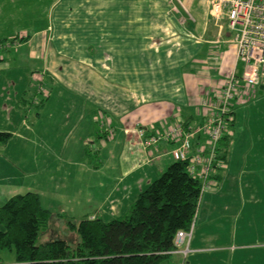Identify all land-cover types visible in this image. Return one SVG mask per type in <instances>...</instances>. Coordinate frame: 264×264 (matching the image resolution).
I'll use <instances>...</instances> for the list:
<instances>
[{
	"label": "crops",
	"instance_id": "crops-1",
	"mask_svg": "<svg viewBox=\"0 0 264 264\" xmlns=\"http://www.w3.org/2000/svg\"><path fill=\"white\" fill-rule=\"evenodd\" d=\"M182 1L188 10L193 6V0ZM201 6L202 24L195 19L194 24L182 26L178 17L170 14L169 2L168 8L158 15L152 0H0V67L6 63L8 51V61L13 59L18 64L12 74L0 70V113L10 120L15 110V131L1 127L0 132L21 142L19 155L26 149L40 148L42 161L55 164L62 161L66 149L77 154L79 143H101L100 170L110 174L105 179L110 187L89 219L115 220L174 162L170 155L174 145L159 143L157 148L144 150L137 131L150 137L175 124L200 125L209 113L201 105L203 99L213 97L234 68L230 45L233 35L226 19H212L207 0ZM24 16L26 23L14 27ZM160 16L163 18L158 20ZM152 32L158 33L159 38L152 41ZM159 33L165 37L160 38ZM6 46L9 48H3ZM31 61H41L47 70V94L40 108L35 107L32 74H22V64ZM238 72L239 75L241 67ZM263 91L264 85H259L253 94L263 95ZM70 94L79 100L70 98ZM52 98L62 102V110L71 111L69 117L73 119L64 116L60 123L56 120L53 124H59L54 126L56 131H61V127L67 130L57 151L55 139L47 138L45 142V125L40 121ZM250 106L245 103L239 107ZM33 108L36 111L32 115ZM236 108L226 168L196 211L187 256L193 264L198 255L218 250L215 244L219 233L210 230L216 222L214 205L226 189L228 173L232 171L231 147H240L244 138L238 137L233 144ZM52 115L49 110L48 117ZM247 137V145L241 148L253 150V141L259 138ZM43 143L49 151H45ZM8 147L9 144L0 149ZM257 152H264V146ZM114 157L115 167L107 168ZM226 202L225 198L222 204Z\"/></svg>",
	"mask_w": 264,
	"mask_h": 264
},
{
	"label": "rangeland",
	"instance_id": "rangeland-1",
	"mask_svg": "<svg viewBox=\"0 0 264 264\" xmlns=\"http://www.w3.org/2000/svg\"><path fill=\"white\" fill-rule=\"evenodd\" d=\"M157 1L160 4V1ZM202 1L204 0H193V6L188 10L194 19H198L197 24H202L204 17ZM161 3L163 4V0ZM164 9H166V1H164V6L161 5L158 9V15H162ZM162 18L163 16H160L158 20ZM20 20L14 23V27H22L27 21V16ZM172 22L174 21L172 20ZM9 24L11 25V23ZM20 31L22 32V30ZM161 36L165 37L160 34V38ZM158 38V33H151L152 41ZM8 46L10 47V45ZM8 46L3 48L8 49ZM9 54V51L5 53L7 61L0 67V70H4L3 74H12L15 72V65L18 66L13 59L8 61ZM2 55L3 53H1ZM22 65V74H32L33 90L37 91L39 88L47 94L44 84L47 70L44 63L31 61ZM240 67L241 65L236 69L237 73H239ZM42 77L43 81H41ZM66 93L69 92L66 91ZM71 96L78 99L76 95L70 94L69 97L71 98ZM39 99L41 98L36 101ZM60 103L62 102H56L54 98L50 99V107L48 106L50 109L47 108V114L40 117L41 123L45 125L43 138L45 142H48L47 138L55 139V151L59 150L67 130H63L61 127V131H59L58 127L59 130L56 131L54 126L59 124L54 126L53 124L56 120L60 123L64 116L68 118L72 114L71 111L62 110L64 105ZM247 103L251 105L250 108L235 107L234 131L236 137L233 139V144L241 136L244 137L243 143L240 147L237 144L231 147L233 148L230 153L232 171L228 173L226 189L217 197V202L214 205L213 218L216 222L214 225L212 223L213 226L210 230L219 233L218 241L215 244L218 250L198 255L194 264H264V152H257L260 146H264V91L263 95L257 93V96L254 94L248 96ZM49 110L53 114L50 118L48 117ZM35 111L33 108L32 115L35 114ZM14 112L13 109L10 120L0 113V124L2 125L0 129L6 127L5 129L15 131L14 123H12ZM38 113L41 115L42 111H38ZM244 114L247 116L244 117ZM33 118L35 117L33 116ZM69 118L71 119V117ZM9 121L12 125L8 124ZM255 127L258 131L255 130ZM56 133L58 135L55 137ZM247 136L259 138L253 141L255 144L253 150L241 148L247 145ZM96 142L85 145L79 143L77 154L66 149L61 157L62 161L57 162V165L50 160L42 161L44 154L39 156L38 152L42 151L40 148L37 150L26 149L19 155L22 144L13 138L8 142V149H0V207L14 196L35 193L40 199L41 207L51 213L49 224L40 231L36 241L37 245L53 240H64L70 245H75L78 237L75 230L70 229L68 223L71 222L76 226L81 220L94 215L101 200L107 195L110 183H107L105 179L110 174L107 170H100L101 143ZM47 147L46 143H43L45 151H49ZM34 155L36 158H33ZM81 163L83 165H80ZM107 163L111 162L107 161ZM44 164L52 166L46 167ZM105 166L104 161V168ZM112 166L115 167V157L107 168ZM208 193L202 196L199 204L203 205ZM225 198L227 202L222 204ZM199 204L198 208L201 209ZM225 204L228 206L224 207ZM128 211H123L116 219H124L128 215ZM2 230L0 227V231ZM0 260L3 263L14 262V254L4 251L0 254ZM192 261L191 257H187L184 264H193ZM179 262L181 264L182 260Z\"/></svg>",
	"mask_w": 264,
	"mask_h": 264
},
{
	"label": "trees",
	"instance_id": "trees-1",
	"mask_svg": "<svg viewBox=\"0 0 264 264\" xmlns=\"http://www.w3.org/2000/svg\"><path fill=\"white\" fill-rule=\"evenodd\" d=\"M159 1L162 6L166 1L168 8V0ZM160 4L152 0L155 9ZM42 100L35 107L40 108ZM202 124L180 123L186 130ZM11 138L0 132V147ZM230 138L224 135L217 149V158L225 165ZM188 166L189 162L176 161L169 165L138 195L122 220L104 222L96 217L76 226L68 223L78 237L75 245L64 240L37 245L51 213L41 207L35 193L14 196L0 207V254L12 252L15 264H179L175 236L190 231L201 199L200 183L190 177Z\"/></svg>",
	"mask_w": 264,
	"mask_h": 264
},
{
	"label": "built area",
	"instance_id": "built-area-1",
	"mask_svg": "<svg viewBox=\"0 0 264 264\" xmlns=\"http://www.w3.org/2000/svg\"><path fill=\"white\" fill-rule=\"evenodd\" d=\"M207 2L209 16L216 20L226 19L227 28L233 35L230 45L234 68L216 94L203 99L201 105L209 113L198 128L186 130L182 125L175 124L150 137H146L142 130L137 131L144 150L157 148L159 143L174 145L170 155L176 162H189L188 174L200 183V198L212 190L216 177L226 168L217 158V149L224 135H232L234 108L247 103V97L253 94L255 88L264 85V0ZM169 10L171 15L178 17L180 25L195 23L182 0H169ZM237 65H241L239 75ZM45 97V92L38 88L35 104ZM38 98L41 99L36 101ZM108 133L111 137L110 128ZM193 227L194 222L189 232H178L174 239V255L182 260L181 264L189 254Z\"/></svg>",
	"mask_w": 264,
	"mask_h": 264
}]
</instances>
